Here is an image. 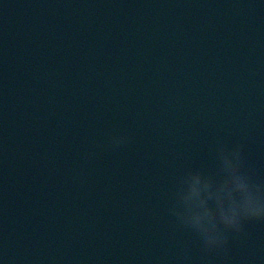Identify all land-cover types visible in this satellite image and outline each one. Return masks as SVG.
<instances>
[{"label":"water","instance_id":"95a60500","mask_svg":"<svg viewBox=\"0 0 264 264\" xmlns=\"http://www.w3.org/2000/svg\"><path fill=\"white\" fill-rule=\"evenodd\" d=\"M217 139L264 179V0H0V264H264L168 213Z\"/></svg>","mask_w":264,"mask_h":264},{"label":"clouds","instance_id":"9594fccd","mask_svg":"<svg viewBox=\"0 0 264 264\" xmlns=\"http://www.w3.org/2000/svg\"><path fill=\"white\" fill-rule=\"evenodd\" d=\"M127 140L110 135L107 146L118 148ZM243 149L217 139L214 170L189 168L174 179L168 213L197 239L202 260L213 255L227 260L230 240L246 236L247 224L264 223V179L251 169ZM180 255L187 259V249Z\"/></svg>","mask_w":264,"mask_h":264}]
</instances>
